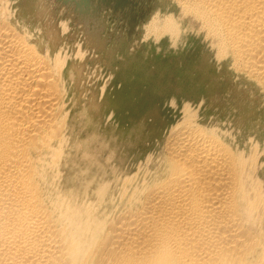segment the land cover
Listing matches in <instances>:
<instances>
[{
	"label": "bare ground",
	"instance_id": "6f19581e",
	"mask_svg": "<svg viewBox=\"0 0 264 264\" xmlns=\"http://www.w3.org/2000/svg\"><path fill=\"white\" fill-rule=\"evenodd\" d=\"M174 2L264 89V0ZM77 9L70 14L80 16ZM10 16L0 9V264H264V151L248 163L245 145L196 118L170 128L162 171L114 220L107 219V201L98 213L78 187L55 188L59 64ZM44 31L50 37L51 28ZM99 191V198L108 192Z\"/></svg>",
	"mask_w": 264,
	"mask_h": 264
},
{
	"label": "rangeland",
	"instance_id": "374dc122",
	"mask_svg": "<svg viewBox=\"0 0 264 264\" xmlns=\"http://www.w3.org/2000/svg\"><path fill=\"white\" fill-rule=\"evenodd\" d=\"M1 8L59 64L62 115L53 156L60 158L49 168L55 188L78 187L98 213L107 201L109 221L162 171L165 139L184 119L246 146L248 163L264 151V89L221 56L174 0H0ZM74 9L87 19L70 14ZM263 164L264 156V182ZM99 190L108 192L99 198Z\"/></svg>",
	"mask_w": 264,
	"mask_h": 264
}]
</instances>
